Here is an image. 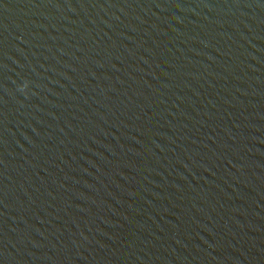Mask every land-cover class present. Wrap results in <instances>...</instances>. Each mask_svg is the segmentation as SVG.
Instances as JSON below:
<instances>
[{"label": "water", "instance_id": "1", "mask_svg": "<svg viewBox=\"0 0 264 264\" xmlns=\"http://www.w3.org/2000/svg\"><path fill=\"white\" fill-rule=\"evenodd\" d=\"M0 264H264V0H0Z\"/></svg>", "mask_w": 264, "mask_h": 264}]
</instances>
